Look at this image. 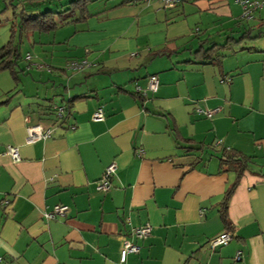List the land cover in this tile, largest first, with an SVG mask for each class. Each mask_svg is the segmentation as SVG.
<instances>
[{
	"label": "crops",
	"instance_id": "1",
	"mask_svg": "<svg viewBox=\"0 0 264 264\" xmlns=\"http://www.w3.org/2000/svg\"><path fill=\"white\" fill-rule=\"evenodd\" d=\"M242 1L165 8L158 0H116L29 35L40 45V63L27 60L39 72L34 91L12 87L0 70V264H264V41L243 39L221 66L196 53L221 43V34L226 41L243 20H262L263 8L246 20ZM72 60L87 64L67 69ZM152 74L154 92L146 88ZM55 78L66 85L53 102L41 84L52 87ZM98 107L104 119L94 121ZM208 110L215 112L208 117ZM35 124L50 136L26 143ZM9 145L18 147L17 161ZM221 147L251 156L229 198L228 225L219 208L236 172L221 169ZM112 162L110 187L99 191ZM55 204L68 212L43 216ZM144 224L150 234L134 237ZM225 231L231 240L211 248ZM124 238L140 248L121 263Z\"/></svg>",
	"mask_w": 264,
	"mask_h": 264
},
{
	"label": "trees",
	"instance_id": "2",
	"mask_svg": "<svg viewBox=\"0 0 264 264\" xmlns=\"http://www.w3.org/2000/svg\"><path fill=\"white\" fill-rule=\"evenodd\" d=\"M33 1L34 0L18 1L15 3L14 0H3L5 8L10 6L13 11V16L15 19H18V21L12 24L8 41L0 46V70H10L15 80L19 79L18 72L24 69H22L19 64L20 54L18 50L19 44L22 40L25 37H29V35L35 31L41 33L56 30L68 23V20L70 19H72L71 21H80L86 16L87 3L90 0H71L67 3L65 8H62V10H46L39 13H27L24 4L27 2L32 3ZM1 22L2 19L0 18V24ZM250 30L251 28L247 29L238 38H233V36L230 35L223 43L212 41L206 47L201 44L196 53H200L203 60L221 66V60L224 57L225 52L233 50V46L240 43L243 39H250V35H248ZM259 36H261V34H259ZM221 49L223 50L220 51ZM75 98L76 97L72 98L70 102ZM70 102L67 104L69 105ZM185 147L194 150H202L204 148V146ZM216 151L218 152L221 169L223 171L232 169L236 172V180L226 190L219 208L223 221L228 225L229 222L226 216V209L229 198L244 171L248 170L249 164L251 163V156L231 148L221 147Z\"/></svg>",
	"mask_w": 264,
	"mask_h": 264
},
{
	"label": "rangeland",
	"instance_id": "3",
	"mask_svg": "<svg viewBox=\"0 0 264 264\" xmlns=\"http://www.w3.org/2000/svg\"><path fill=\"white\" fill-rule=\"evenodd\" d=\"M71 1V0H34L32 3H25L24 4V8L25 11L27 13H39V12H44L46 10H62V8H65L67 6V3ZM116 0H90L87 3V7L90 11L96 10V9H101V7H103V5H108L113 3ZM15 3L18 2V0H14ZM264 9V7H263ZM243 14V12H242ZM262 20H258V23H252V22H247L246 21H242L240 25H243V27H238L240 28V32H235L232 33L231 35L233 36V38H238L242 35V30H245L246 28H250L251 30L249 32L248 35H250V38H252L251 40H248V42L250 41H258V40H262L264 41V13H262ZM0 18L2 19V22L0 24V46L3 45L5 42L8 41L9 37H10V29L11 26L14 22L18 21V19H15V17L13 16V11L11 9L10 6L5 8V3L3 2V0H0ZM246 18V17H244ZM250 18V17H249ZM246 20H248L246 18ZM250 26V27H249ZM259 34H261V36H259ZM221 38H219V36H217V40L219 42H224L225 40V34H221ZM230 35V33L228 34V36ZM39 34L36 32L34 34V39H38ZM49 35L46 34H42V37L40 38L42 41H46L47 37ZM31 37H25L22 42L19 44V54H20V66L23 69L22 71L18 72L19 75V79L18 80H14L13 76L10 72V70H3L2 74H6V76L9 78L8 80L11 81V85L12 87L15 85L18 88H25L27 89V91H29L30 89L33 90L34 88L32 86H30L31 82H32V75L36 76L39 75V72L36 71V67L33 65V67H29L27 68L29 65V61L26 60V55L27 53L31 54V56L33 57L32 62L35 63H40V60H38V55L39 53L37 52L38 49L40 48V45L38 44H34L32 43ZM247 41V40H246ZM245 40L243 42H246ZM236 45V44H235ZM234 45V46H235ZM37 48L35 49L34 47ZM237 48H239V45L237 46ZM223 49H221L220 51H222ZM40 51V49H39ZM44 63V62H43ZM41 73V72H40ZM45 75V73H43ZM42 75V74H41ZM47 75H45L46 77ZM44 85H47V89H49V97H53V102H56L59 98V95H55V91L57 92V94H64V86L66 85L65 80H62L60 78H55V84H53V86L51 87V83H49L47 80L44 81V84H41V87H43ZM17 87H15L14 89H17ZM44 90V92H45ZM34 91V90H33ZM54 91V92H53ZM59 100V99H58ZM43 103L46 105L49 103V100L43 101ZM52 119L55 118V114H53L52 116H50Z\"/></svg>",
	"mask_w": 264,
	"mask_h": 264
},
{
	"label": "built area",
	"instance_id": "4",
	"mask_svg": "<svg viewBox=\"0 0 264 264\" xmlns=\"http://www.w3.org/2000/svg\"><path fill=\"white\" fill-rule=\"evenodd\" d=\"M143 1L149 2L150 0H143ZM158 1L165 8H173L180 0H158ZM242 5H243V17L249 18L252 16L253 11L264 7V0H243ZM26 60H31L30 54L26 55ZM86 64L87 62L84 60L81 61L72 60L66 64V68L78 70L83 68ZM158 83L159 82L157 75L155 74L150 75L147 81V86H146L147 90H150L152 92L156 91L158 88ZM214 112L215 110H208L204 113L206 116L210 117ZM56 114L57 116L62 117L64 115V108L63 107L57 108ZM103 119H104L103 110L101 107H98L92 114V120L101 121ZM49 136H50V130L45 129L41 124L30 125L27 127L26 143H33L37 140H42ZM7 153L14 161H17L20 157L17 146L9 145L7 148ZM115 169H116V164L114 162L106 166L102 177L96 184L97 190L104 192L109 189L110 187L109 176L115 171ZM3 203L6 204L7 201H4ZM68 210L69 207L65 204H55L51 210L43 212V216H45L46 218H55L58 215L61 216L65 215L68 212ZM150 230H151V226L149 224H144L142 226L133 228L132 235L136 238L143 239L150 234ZM231 237H232V232L225 231L215 236L214 238L210 239L208 243L211 248L222 246L227 244L231 240ZM139 248L140 247L137 243H134L130 239L124 238L120 248L119 261L121 263H124L127 258V255L129 253L138 252ZM240 256H241V252L238 251L236 253V259H239Z\"/></svg>",
	"mask_w": 264,
	"mask_h": 264
}]
</instances>
